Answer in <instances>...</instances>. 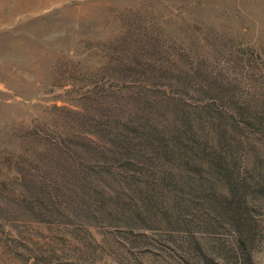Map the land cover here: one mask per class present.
<instances>
[{
	"label": "rangeland",
	"instance_id": "1",
	"mask_svg": "<svg viewBox=\"0 0 264 264\" xmlns=\"http://www.w3.org/2000/svg\"><path fill=\"white\" fill-rule=\"evenodd\" d=\"M0 264H264V0H0Z\"/></svg>",
	"mask_w": 264,
	"mask_h": 264
}]
</instances>
